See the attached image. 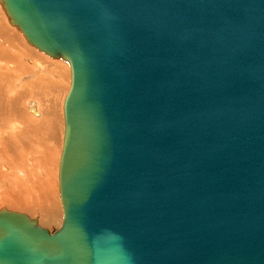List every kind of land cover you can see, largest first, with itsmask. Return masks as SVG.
<instances>
[{"label":"water","instance_id":"water-1","mask_svg":"<svg viewBox=\"0 0 264 264\" xmlns=\"http://www.w3.org/2000/svg\"><path fill=\"white\" fill-rule=\"evenodd\" d=\"M0 4L71 71L62 227L0 210V264H264V0Z\"/></svg>","mask_w":264,"mask_h":264},{"label":"bare ground","instance_id":"bare-ground-1","mask_svg":"<svg viewBox=\"0 0 264 264\" xmlns=\"http://www.w3.org/2000/svg\"><path fill=\"white\" fill-rule=\"evenodd\" d=\"M20 37L8 28L4 20L0 21V177L7 178L11 174L15 178H10V184L6 186L7 190H11V197L1 200L9 204V210L10 206L24 211L36 207L45 214L44 217L54 219L58 214V204L52 195L56 193L58 166L57 161L54 164L53 161L54 155L59 153L55 144L61 119L54 103L48 102L59 93L60 85L68 74L63 66L55 64V78L50 80L39 74L45 72L46 66L36 58L31 62L38 73V79L33 84L24 83L17 90L18 79L26 74L32 75L29 65L24 64V58L30 57V50L20 48V42L23 47ZM29 86L33 89L31 92L27 91ZM25 96L33 100L28 110L34 109L37 113L32 112L36 116L34 118L28 114L25 116L21 111L20 105ZM51 167H54L53 173ZM52 188L54 193H51Z\"/></svg>","mask_w":264,"mask_h":264},{"label":"rangeland","instance_id":"rangeland-1","mask_svg":"<svg viewBox=\"0 0 264 264\" xmlns=\"http://www.w3.org/2000/svg\"><path fill=\"white\" fill-rule=\"evenodd\" d=\"M3 14V15H2ZM2 18V19H1ZM8 19V17L6 16V14H5V11H4V9L2 8V6H1V4H0V21H5L6 22V25L8 26V28L11 30L12 29V31L13 32H15V34H17L20 38H21V40H22V45H23V47L21 46V42H20V48H22V49H26V50H30V52H29V56L31 57V59H30V57H28V58H24V60H25V62H24V60H23V62H24V64L26 65V66H28V68H29V71L32 73V75L31 74H26V75H24V76H21L19 79H18V81H17V87H16V89L18 88V89H20V87L24 84V83H27V82H29V83H31V84H33L32 82H35L37 79H38V73L36 72V69H35V67L33 66V61H35V59L36 60H38V61H40V62H43V64H45V66H46V70H45V72L44 73H39L40 75H42V76H44V77H47V78H49L50 80L51 79H53V78H55L54 77V74H55V64H57V65H60V66H63V68H65L66 69V72H67V74H68V77L65 79H63V82L61 83V85H60V90H59V93H57V94H55V96L53 95L52 97H51V100H49V102L48 103H50V104H53L54 106H55V108H56V110H57V112H58V117H59V119H61L60 120V126H59V131H58V133H57V144H55V148H56V151L58 152L59 151V153L57 154V155H54V161H53V164H54V162H56L57 161V173H56V193H54L55 192V190H53V188H52V190H51V193L53 192L54 193V195H52V198L54 199V201H56V203L58 204V214L56 215V217L54 218V219H48L46 216V218L48 219H46L45 217H44V213L42 214V212H41V210L39 209V208H34V209H30L29 211L28 210H26V211H24V209H20L19 210V208H17V209H15L14 207H11L10 206V210H9V204L7 205L6 203H4L3 202V200H1V199H6V198H9V197H11V190H7L6 188H8V187H6V186H8L9 184H10V178L12 179L13 178V176H8L7 178H2V177H0V210H2V209H7V210H9V211H12V212H17V213H22V214H25V215H27V216H29L31 219H37L38 221H39V224L42 226V227H44L45 229H47V230H49L50 232H54V231H57V230H59L61 227H62V223H63V209H62V205H61V199H60V189H59V166H60V159H61V154H62V149H63V142H64V133H65V118H64V102H65V99H66V97H67V95H68V92H69V90H70V87H71V71H70V67H69V64L67 63V62H65V61H63V60H56V59H53V58H50L49 56H47V55H45L44 53H42V52H40V51H38L35 47H33V46H31L27 41H26V39H25V37H24V35L16 28V27H14V26H12L11 24H10V22H9V20H7ZM20 34V35H19ZM25 47H27V48H25ZM32 48V49H31ZM31 52H34L33 54L31 53ZM36 54V55H35ZM40 56V57H39ZM34 59V60H33ZM46 60V61H45ZM32 61V62H31ZM47 62V63H46ZM29 63H31V64H29ZM52 63V64H51ZM46 64H48V65H46ZM53 64H54V66H53ZM48 66V67H47ZM33 69H35V70H33ZM39 72V71H38ZM34 73V74H33ZM37 73V74H36ZM52 76H51V75ZM29 75H31V76H29ZM26 76V77H25ZM28 76V77H27ZM17 89V90H18ZM33 89H32V87H27V91L28 92H31ZM26 97H28V98H26ZM53 98H54V102H53ZM50 99V98H49ZM23 101L21 102V105H20V107H21V111L23 112V114L25 115V116H27V114L29 115V116H31L32 118H34V117H36V116H34V114L31 112V111H29L28 110V105H29V103H31L33 100L32 99H30V97L29 96H25L23 99H22ZM47 104V103H46ZM57 106V107H56ZM58 108V109H57ZM38 112H40V110H38ZM39 117V116H38ZM61 127V128H60ZM61 129V130H60ZM63 129V130H62ZM62 133V134H61ZM61 138V140H59ZM61 143V144H59V146H58V143L59 142ZM57 146L59 147V148H57ZM61 146V147H60ZM56 157V158H55ZM58 158V159H57ZM56 160V161H55ZM52 168V173H53V169H54V167H51ZM20 168H18V170H19ZM3 179V180H2ZM13 179H15V178H13ZM2 182H4V183H2ZM3 184V185H2ZM4 188V189H3ZM7 191V192H6ZM8 191H10V192H8ZM5 192V193H4ZM7 196V197H6ZM7 201V200H6ZM34 202V201H33ZM36 203V202H35ZM36 206H38V205H36ZM12 208V209H11ZM15 209V210H14ZM21 210H23V211H21ZM44 224H45V226H44ZM47 227V228H46Z\"/></svg>","mask_w":264,"mask_h":264}]
</instances>
